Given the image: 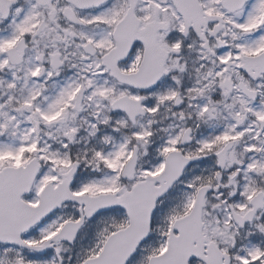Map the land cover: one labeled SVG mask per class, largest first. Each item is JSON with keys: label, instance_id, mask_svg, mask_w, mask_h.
I'll return each mask as SVG.
<instances>
[{"label": "snow or ice", "instance_id": "6c2138e0", "mask_svg": "<svg viewBox=\"0 0 264 264\" xmlns=\"http://www.w3.org/2000/svg\"><path fill=\"white\" fill-rule=\"evenodd\" d=\"M0 264H264V0H0Z\"/></svg>", "mask_w": 264, "mask_h": 264}]
</instances>
